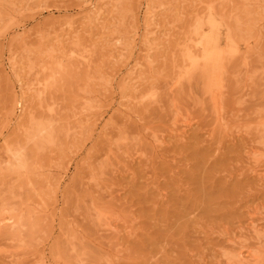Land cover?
<instances>
[{
    "label": "rangeland",
    "instance_id": "obj_1",
    "mask_svg": "<svg viewBox=\"0 0 264 264\" xmlns=\"http://www.w3.org/2000/svg\"><path fill=\"white\" fill-rule=\"evenodd\" d=\"M260 123L264 0H0V264H264Z\"/></svg>",
    "mask_w": 264,
    "mask_h": 264
},
{
    "label": "bare ground",
    "instance_id": "obj_2",
    "mask_svg": "<svg viewBox=\"0 0 264 264\" xmlns=\"http://www.w3.org/2000/svg\"><path fill=\"white\" fill-rule=\"evenodd\" d=\"M168 1V0H167ZM160 2V1H159ZM166 2V1H165ZM167 3H169V2H167ZM164 3H162V5H163ZM258 4V3H257ZM259 4H260V2H259ZM167 5V4H166ZM24 7V6H23ZM115 7V6H114ZM21 8V7H20ZM117 8V7H116ZM112 9H114L113 7H112ZM22 10V9H21ZM20 10V11H21ZM19 11V12H20ZM23 11V10H22ZM102 11V10H101ZM100 11V9L98 10V9H96V8H93V18H91V19H88L87 20V22L86 23H89V26H94L95 28L96 27H99L98 26V24L97 23H99L98 21L99 20H101L102 18V16H103V13ZM149 13V12H148ZM147 13V15H148V19L146 20V22H147V26H146V28H147V34H145L146 35V37L148 38V36H151V35H153V34H155L154 32L152 33V26H153V23H154V19H155V15H154V13L155 12H151L150 14H148ZM257 13V12H256ZM156 14V13H155ZM150 16V17H149ZM97 22V23H96ZM155 24V23H154ZM96 25V26H95ZM113 26V25H112ZM155 26V25H154ZM152 27V28H151ZM70 29H72V27L70 28ZM151 29V30H150ZM149 30H150V32H149ZM211 31H213V30H211ZM210 31V32H211ZM214 32V31H213ZM212 34V33H211ZM215 35V34H214ZM211 36V35H210ZM72 38V37H71ZM147 38H146V40H147ZM213 38V37H212ZM215 38H217L216 36H215ZM70 39V38H69ZM79 39V38H78ZM210 39H211V37H210ZM75 41V40H74ZM79 41V40H78ZM148 41V40H147ZM150 41V40H149ZM205 41V40H204ZM206 41H207V39H206ZM226 41V40H225ZM210 42V41H209ZM226 43V42H225ZM118 44V43H117ZM149 44V43H148ZM198 45V44H197ZM202 45V44H201ZM204 46H205V43H204ZM210 45H208V47H209ZM216 46V45H215ZM149 47V46H148ZM196 47V46H195ZM192 49H193V47H191ZM191 48H189V49H191ZM202 48H204V47H202ZM201 48V49H202ZM207 48V47H206ZM213 48V47H212ZM211 48V49H212ZM218 48V47H217ZM188 49V48H187ZM205 49V48H204ZM186 50V49H185ZM214 50V49H213ZM213 50H211V52H213ZM216 50V49H215ZM220 49H218V53L219 52H221V51H219ZM226 51V50H225ZM216 52V53H215ZM207 53V52H206ZM236 53V52H235ZM208 54H210V52L208 53ZM212 54H210V58H211V62H210V59H209V61H208V63L207 62H205V63H207V64H204L203 66H204V68L202 67V65L200 66V67H202L203 68V70H202V74H203V76L201 75L200 77L201 78H203L204 77V73H208V72H210L211 74H212V72H211V69H210V67H209V65H212V66H214L212 63H215V62H218L219 64L220 63H222V62H220V61H223V59L222 60H219V57H218V55H217V51H214V54L211 56ZM187 56H189L188 54H187ZM195 56V55H194ZM226 56V55H225ZM86 57V56H85ZM85 57H83L84 59H85ZM191 56H189L188 58H190ZM83 58H80V59H83ZM89 58V57H88ZM187 58V59H188ZM194 58V57H193ZM204 58V57H203ZM201 59H202V57H201ZM220 59H221V56H220ZM194 60H195V58H194ZM219 60V61H218ZM228 60V59H227ZM85 61V60H84ZM191 61H193V59L191 60ZM196 61V60H195ZM194 61V62H195ZM201 61V60H200ZM204 61H207V58H206V60H204ZM86 62L88 63V61L86 60ZM85 62V63H86ZM228 62H229V60H228ZM85 63H82V64H85ZM86 63V64H87ZM190 63V62H189ZM197 63V62H196ZM202 63H203V61H202ZM201 63V64H202ZM210 63V64H209ZM15 64H17V63H15ZM191 64V63H190ZM195 64V63H194ZM193 64V65H194ZM216 64V63H215ZM196 65V64H195ZM15 66L16 65H12V66H10L11 67V73H12V75H15L14 73V71H15ZM208 66V67H207ZM219 66V65H218ZM217 66V67H218ZM220 66H221V64H220ZM200 67H199V69H200ZM217 67H216V70H217ZM194 68V67H193ZM192 68V69H193ZM208 68H209V70H208ZM213 69L212 70H214L215 69V67H212ZM218 68H220V67H218ZM221 69V68H220ZM204 71V72H203ZM215 71V70H214ZM225 71V70H224ZM208 75H209V73L207 74V79H206V76L203 78L204 80H205V82L209 85V78L211 77L210 75H209V77H208ZM214 75V74H213ZM213 77V76H212ZM19 78V77H18ZM200 78V79H201ZM199 79V78H198ZM202 79V80H203ZM210 80H211V78H210ZM131 81V80H130ZM205 83V84H206ZM211 83V82H210ZM203 85H204V82L202 83ZM212 84V83H211ZM211 84H210V87H211ZM130 86H132L131 84H130ZM215 87V86H214ZM217 87V86H216ZM206 88V87H205ZM36 89V88H35ZM34 89V92L37 94V96L39 97L41 94H44V92L46 91V88H43V89H39L38 91H37V89L35 90ZM208 89V88H207ZM210 89H212V88H210ZM31 90L33 91V89L32 88H30V89H27L26 91L29 93H31ZM202 90H205L204 89V87H202ZM41 91V92H40ZM205 92V91H204ZM29 93V94H30ZM208 93H209V91H208ZM213 93V92H212ZM204 94V93H203ZM210 94V93H209ZM210 96V95H209ZM211 97V96H210ZM37 99H39V98H37ZM21 100V99H20ZM43 101V100H42ZM27 103V102H26ZM44 103V102H43ZM24 104H22V102L20 101V102H18L17 103V107H19L20 109L22 108V107H24V111H25V106H23ZM31 106V105H30ZM29 109V108H28ZM262 125H264L263 123L261 124H259V127L260 128H263V126ZM261 131V130H260ZM260 133H263L262 134V136H264V130H262L261 132H259V134ZM50 137V133H48V132H46V126L45 125H38L37 127H36V131L35 132H33L32 134H30V140H35V139H38V141H45V140H49L48 138ZM10 154V153H9ZM19 160H20V157L18 156V155H16V154H10V156H9V161L7 162V165H8V168H9V166L10 167H12L13 166V164H12V162H19ZM260 160V159H259ZM259 160H256L255 162L257 163V161H259ZM12 164V165H11ZM10 169V168H9ZM17 175L16 174H14V173H10L9 174V178L10 179H12L13 177H16ZM6 208V207H5ZM0 211H3V209H1ZM3 214H4V212H2ZM2 214V215H3ZM1 215V214H0ZM17 219V218H16ZM10 218L9 217H2V216H0V234L2 233V231H5V230H3V229H6V228H8V223L10 222ZM4 235V234H3ZM1 236V235H0ZM256 236L258 237V234H256ZM7 239H8V237H6ZM13 240V239H12ZM262 243V242H261ZM252 249V248H251ZM239 250V249H238ZM247 253H248V260H247V262H246V260L244 261L243 259H242V254L239 252L238 254H236V255H234L233 256V259L235 260L234 261V264H248V263H250L251 261H253V263L254 264H260V262H261V258H257V257H251L250 256V253L251 252H249V251H247ZM13 254V253H12ZM252 263V262H251Z\"/></svg>",
    "mask_w": 264,
    "mask_h": 264
}]
</instances>
